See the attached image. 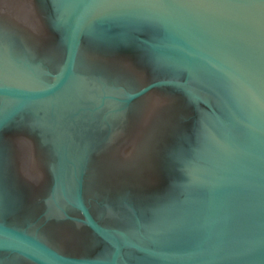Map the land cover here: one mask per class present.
Here are the masks:
<instances>
[{"label": "water", "instance_id": "obj_1", "mask_svg": "<svg viewBox=\"0 0 264 264\" xmlns=\"http://www.w3.org/2000/svg\"><path fill=\"white\" fill-rule=\"evenodd\" d=\"M57 2L64 55L56 71L18 69L9 60L15 39L0 37L8 59L0 130L25 124L50 135L56 161L44 216L56 230L67 225L70 242L84 225L90 243L108 247L94 258L69 255L44 232L0 222V251L34 264H264V0ZM19 11L20 29L39 30L30 7ZM91 46L103 50L101 64L85 53ZM125 49L133 65L108 60ZM131 126L145 128L137 143L154 151L165 142L161 127L178 129L167 134L160 190L85 172L100 143L104 159L120 153ZM114 143L119 150L107 147ZM134 186L151 193L129 196Z\"/></svg>", "mask_w": 264, "mask_h": 264}, {"label": "flooded vegetation", "instance_id": "obj_2", "mask_svg": "<svg viewBox=\"0 0 264 264\" xmlns=\"http://www.w3.org/2000/svg\"><path fill=\"white\" fill-rule=\"evenodd\" d=\"M56 4H58L57 0H0V37L15 39L11 47L12 56L9 60L14 62L12 65H17L18 69L22 67L49 68L52 73L60 66L63 60L64 47L60 41L61 31L57 30L55 26L58 17L55 10ZM23 6L30 7L39 30L24 31L20 29L21 27L18 25L19 10ZM8 25L11 27L15 25L16 29L19 30L8 31L6 30ZM23 39H27V41L23 42ZM24 43L30 44V46H24ZM83 49L85 53L95 54L93 57L101 64L104 58L102 49L92 46ZM7 52L6 48L2 53L7 54ZM134 54V51L125 49V51L117 53L118 56L109 57L108 60L115 62L117 58L127 65H133L136 61ZM7 60L1 55L0 66L6 67ZM97 66L99 68V65ZM143 73L149 80V73L146 71ZM157 98H159L157 100L160 103L166 101L163 96ZM164 116L165 114L161 118V123L166 118ZM24 125L16 126L13 124L0 130V184L6 187L5 191L0 192V197L1 193L5 196L4 203L8 207L4 208L0 200V222L28 232H37L39 235L44 232L48 239L44 237L42 239L66 254L79 257H97L108 246L102 240L90 243L89 236L91 233L86 226L82 225L80 228L81 237L74 233L75 238L70 242L68 238L71 234L68 226L65 225L63 229L56 230L51 226V218L44 216L47 209L45 199L51 196V184L54 181L51 168L56 160L51 158V154L48 152L51 143L47 141L51 139L50 135L41 134L38 129L33 131ZM129 128V137L127 142L122 143L121 152L114 153L112 159H104L103 144L100 143L101 149L93 154L96 155L93 162L87 161L85 164L86 167H90L85 172H94L95 174L90 176L98 182L128 181L134 184L143 183L145 189L160 190L169 180L165 174L164 166L167 154L172 150L173 142L168 143L167 134L170 136L172 134L178 135V129L161 127L157 134H161V139L165 142L154 151L152 147H149L150 144L137 143V140L143 138L139 135L145 134L142 132L145 128H139L138 133H136L137 127L131 126ZM23 146L30 150L28 159L21 156ZM138 146L140 147L139 150H137ZM107 147H113L115 151L119 150L115 143L111 146L107 145ZM128 156H131L133 160L126 161L125 158ZM132 188L129 196H144L151 193L149 190L136 191L134 190L135 186ZM49 207L51 209V206ZM104 219L108 218L104 217ZM113 225L114 227L118 226ZM57 244L63 247L61 248ZM124 259L131 263L136 261L134 256H125ZM0 264L34 263L14 254L0 251Z\"/></svg>", "mask_w": 264, "mask_h": 264}]
</instances>
